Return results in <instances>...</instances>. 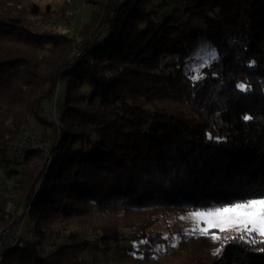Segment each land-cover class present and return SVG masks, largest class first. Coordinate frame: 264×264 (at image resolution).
<instances>
[{"label":"trees","instance_id":"trees-1","mask_svg":"<svg viewBox=\"0 0 264 264\" xmlns=\"http://www.w3.org/2000/svg\"><path fill=\"white\" fill-rule=\"evenodd\" d=\"M28 1L0 0V172L25 192L13 203L0 194V230L9 204L27 207L32 228L19 246L0 248V264L74 263L72 241H89L69 231L47 253L44 237L63 225L47 232L41 224H67L84 210L105 214L89 230L118 245L124 230L145 236L160 215L264 196V0H85L90 18L78 43L38 31L53 11ZM199 37L215 55L193 80L183 43ZM60 83L58 142L43 172L27 165L35 154L10 146L32 118L45 123L41 102ZM154 96L177 106L154 107ZM234 236L213 259L186 264H264L259 236L254 245Z\"/></svg>","mask_w":264,"mask_h":264},{"label":"rangeland","instance_id":"rangeland-1","mask_svg":"<svg viewBox=\"0 0 264 264\" xmlns=\"http://www.w3.org/2000/svg\"><path fill=\"white\" fill-rule=\"evenodd\" d=\"M84 2L85 0H29L26 5L34 3L42 11L46 8L53 11V17L39 23L37 26L38 31L60 33L71 37L75 43H78L82 40L78 35V30L90 18L91 6L89 3ZM199 27H201L200 23L195 22L193 24V28ZM183 49L185 51V64L183 69L189 72L193 80H196L194 77L201 75L203 67L212 58L213 48L203 37H199L195 42L189 40L184 41ZM71 55L73 56V60H77V58H82L83 52L78 48ZM63 95L64 86L60 83L56 91V96L52 100L44 99L41 102L40 114L44 118L45 123L42 124L36 118H32L26 126L25 134L31 137L32 143L27 142L26 139L23 140V132L10 146L11 150L19 155H26L29 152L35 154L28 156L29 159L26 161L27 165H36V168L42 169L43 172L49 163V151L58 142V134L55 133V139L52 135L58 119L57 112L54 111V103L57 105L63 98ZM156 97L154 96L152 98L154 107L169 110V108L177 106V103L174 101ZM43 136L51 137L43 138ZM38 145L42 147L39 148ZM12 163L15 164L16 161L13 160ZM20 176L19 173L16 174V177L19 178ZM3 177L4 175L0 172V194L2 196L10 199L12 203L20 197H24L25 192L22 188L15 190L14 179L16 178H8L6 180L8 186V190H6L4 187L6 182ZM27 210V207L20 209V207L17 208L13 204H9L6 208V211L11 213V217L9 216L10 222L1 227L0 248L4 246L5 249L7 243L11 247L19 246V236L23 232V229L27 231L32 228V225L28 221H24L25 215L28 213ZM212 210H180L160 215L157 222L146 230L145 236L144 234H142V237L132 236V231L126 229L124 230V238L121 239L118 245L106 244L105 246L101 243L102 241L100 239L95 237L92 239L89 238V233L93 232L89 230L93 227L90 224L97 226V228L103 226L106 223L105 214L97 213L93 210H84L78 213L75 218L68 217V220L71 222L67 224L64 221L57 225L55 224V219L47 220L45 223L43 222L41 225H44V229L47 232L52 229L56 231L60 225H63V229L59 230L61 232L56 236L51 239L47 237L45 239L44 237L43 242L47 240L44 248L48 251L47 253H50L53 251L51 249L54 248L50 244L63 241L69 231H75V233H79L78 237L81 239H78L80 241H89V244L85 247L82 244H77L75 241H72L77 251L75 262L68 263L69 261H65L62 264H186L190 261L211 260L214 258L213 252L220 247L222 242L227 237L237 234L233 230L220 232L216 228L209 229V235H201L199 231L193 234L192 229L207 228V225L203 219H194L192 214ZM11 218H13V221ZM84 225H87L89 228L84 227ZM47 232L44 234L46 235ZM34 233L30 232L29 234ZM213 234L219 236L220 239L214 240L212 238ZM61 255L63 257L64 253Z\"/></svg>","mask_w":264,"mask_h":264},{"label":"snow or ice","instance_id":"snow-or-ice-1","mask_svg":"<svg viewBox=\"0 0 264 264\" xmlns=\"http://www.w3.org/2000/svg\"><path fill=\"white\" fill-rule=\"evenodd\" d=\"M215 55V50H212ZM199 79L200 77H194ZM241 91H247L248 89L244 84L237 85ZM245 119H251V117H245ZM211 138V137H210ZM194 219H203L207 228H194L192 233L195 234L199 231L201 235H209V229L216 228L220 232L226 230H233L237 233L233 239L239 238L249 244H255L257 241L253 238L259 236L260 243H264V196L257 199H250L243 202H237L230 206L217 207L212 211L198 212L192 214ZM214 240H219L220 237L212 235ZM223 249L218 248L213 255H218ZM159 251V249H157ZM264 251V248L259 249Z\"/></svg>","mask_w":264,"mask_h":264},{"label":"built area","instance_id":"built-area-1","mask_svg":"<svg viewBox=\"0 0 264 264\" xmlns=\"http://www.w3.org/2000/svg\"><path fill=\"white\" fill-rule=\"evenodd\" d=\"M26 132L24 131V136H23V140L24 139H26V141L27 142H29V143H32V139H31V137L29 136V135H26L25 134ZM16 145H17V143H15ZM39 146V148H41L42 146L41 145H38ZM13 148H15V147H13ZM5 182H6V185H4V187H5V189L7 188V181L6 180H4ZM93 237H95L96 238V235H95V233L94 232H90L89 233V238L90 239H92Z\"/></svg>","mask_w":264,"mask_h":264}]
</instances>
